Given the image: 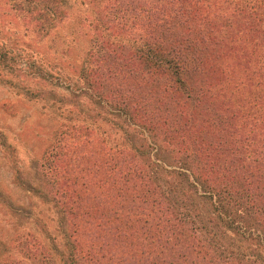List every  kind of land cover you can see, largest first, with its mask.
<instances>
[{"label": "trees", "instance_id": "obj_1", "mask_svg": "<svg viewBox=\"0 0 264 264\" xmlns=\"http://www.w3.org/2000/svg\"><path fill=\"white\" fill-rule=\"evenodd\" d=\"M1 22L0 84L89 106L53 101L39 161L61 240L19 233L0 264H264V0H0ZM48 39L81 45L74 72Z\"/></svg>", "mask_w": 264, "mask_h": 264}, {"label": "rangeland", "instance_id": "obj_2", "mask_svg": "<svg viewBox=\"0 0 264 264\" xmlns=\"http://www.w3.org/2000/svg\"><path fill=\"white\" fill-rule=\"evenodd\" d=\"M4 24L1 22L0 30L13 37L14 31L4 28ZM72 28L71 25L65 26L64 33L69 34ZM17 35L22 38L21 34H16V37ZM66 38L68 42L71 41ZM57 43L56 39L45 40L42 44L33 42L38 51L47 56L54 69L60 70L64 65L74 72L75 67L70 66V63L74 62L75 66L78 64L77 60L81 58L83 51L81 45L76 44L73 48L60 41L59 49H64L65 56L56 51L59 50L56 49ZM48 70L44 71L45 77L49 74ZM69 70L66 69L63 73H70ZM60 79L47 77L46 81L41 80L42 87L46 89L44 100L39 99L38 95L31 97L23 94L18 88L0 84V136L4 144L10 147L9 151L6 150L0 139V241L10 243L22 232H35L46 243L53 237L57 238V244L61 240L60 217L48 204L50 186L42 175L39 163L44 150L52 142L56 128L62 122L53 115L54 109L67 102L55 104L53 101L68 96L66 94L70 93V90L68 91L67 87L74 85V81L66 83ZM27 87L31 91L40 88L31 81ZM80 91L73 90V93L77 96ZM81 95L76 99H65L69 103L75 101L74 109L84 110L79 101L84 104L83 107L89 105L84 95ZM50 105L52 106L49 107ZM104 125L107 128L105 123ZM152 154L153 152L150 153V159L153 160Z\"/></svg>", "mask_w": 264, "mask_h": 264}]
</instances>
